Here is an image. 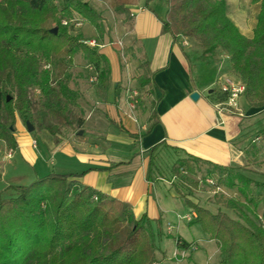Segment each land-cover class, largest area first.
I'll return each mask as SVG.
<instances>
[{
    "label": "trees",
    "instance_id": "1",
    "mask_svg": "<svg viewBox=\"0 0 264 264\" xmlns=\"http://www.w3.org/2000/svg\"><path fill=\"white\" fill-rule=\"evenodd\" d=\"M107 1L112 12L123 16L130 27L128 6L136 0ZM250 3L259 6L251 38L242 36L232 23L223 0H166L161 26L174 40L197 42L203 60H213L218 54L226 59L231 79L244 86L248 106L264 112V0ZM73 15L95 30L102 22V16L83 0H0V142L12 150L16 147V117L25 128V122H29L36 130L47 132L54 143H59V128L73 123L77 127L74 137H83L77 135L83 121L69 108L79 98L69 86L77 52L94 71L96 98L101 102L107 99L109 70L105 57L97 47L81 43L84 39L80 34L71 35L73 28L62 25ZM136 44L134 41L123 48L121 54L132 55ZM137 52L140 54L138 46ZM41 61L49 71L40 69ZM120 65L123 68L121 59ZM147 67L143 59L136 77L140 88L149 86ZM30 90L38 92L37 112L32 111ZM10 91L15 99L7 101ZM214 95L215 104L225 101L219 90L210 96ZM254 134L246 144L257 152L255 144L264 142V125ZM160 147L150 150L151 164ZM171 173L175 193L195 214L193 223L216 244L217 264H264V213L255 212L259 204L264 207V194L255 202L254 196L239 186L244 183L248 189L253 185L264 190V182L255 180L258 174L249 172L245 176L231 167L194 157L179 159ZM200 173H205V181L215 177L217 184L237 190L245 199L218 203L236 213L238 219L220 210L211 213L190 198L198 187L194 178ZM74 177L50 174L29 186L14 187L12 199L0 197V264H159L151 231L144 220L134 218L131 206L70 181ZM215 189L220 191L218 185ZM175 245L181 253L191 252L195 244L176 238Z\"/></svg>",
    "mask_w": 264,
    "mask_h": 264
},
{
    "label": "crops",
    "instance_id": "2",
    "mask_svg": "<svg viewBox=\"0 0 264 264\" xmlns=\"http://www.w3.org/2000/svg\"><path fill=\"white\" fill-rule=\"evenodd\" d=\"M146 1L136 0L128 6V11L129 36L136 41L139 55L147 62L149 86L140 88L136 80L126 79L117 49L109 42L110 34L100 25L95 30L98 40L90 41L98 45L97 51L105 57L109 89L105 102L94 93L95 110L79 115L83 121L80 130L83 137L58 135L59 143L48 137L41 151L39 146H32L33 135L17 127L15 149H9L10 158H0V180L2 167L10 160L14 161L11 166L15 173L20 166L37 169L35 179L50 174H74L76 177L70 181L129 204L134 218L144 220L153 233L155 228L159 230L168 225L167 216L171 214L166 206L181 200L173 187L171 168L175 163L194 157L220 167H235L240 162L242 148L257 132L255 124L264 112L258 113V109L248 106L242 95L238 99V111L219 113L215 108V95H210L219 90L217 81L224 74L210 81L202 80L199 72L193 77L180 38L174 40L161 26L166 7L161 8L152 0L146 4ZM223 1L228 9L227 1ZM228 17L242 36L252 37L255 23L252 28L248 27L238 12ZM102 19L104 24L103 16ZM129 86H136L143 95L135 101L138 106L126 97ZM193 93L198 95L196 101L191 99ZM110 94L113 95L111 100ZM157 145L161 147L151 164L149 152ZM168 154L173 155V160L165 174L160 166L154 167V163ZM11 186L7 184L0 189L1 198L6 199L3 195ZM192 224L193 220L189 222ZM203 239L217 250L213 241L204 235ZM190 244L198 246V242Z\"/></svg>",
    "mask_w": 264,
    "mask_h": 264
},
{
    "label": "rangeland",
    "instance_id": "3",
    "mask_svg": "<svg viewBox=\"0 0 264 264\" xmlns=\"http://www.w3.org/2000/svg\"><path fill=\"white\" fill-rule=\"evenodd\" d=\"M87 2L88 4H92V7L96 9V11L104 17L105 23L102 24V29H107L110 34V41L114 45V47L117 49V54L119 57V60L121 59L123 69L126 72V79L130 80H136V77L140 74L139 71V65L143 62V59L137 52V44L136 49L133 48V54H128L127 56H123L122 49L127 46H132L134 41L129 36V23L123 16H117L115 15L112 10L110 9L109 3L107 0H83ZM156 5H159L161 8L166 7V0H152ZM228 3V15H232L236 12L239 14V18L246 22V25L248 27H253L256 16L258 13V5H252L250 3V0H226ZM72 18H78L77 15H73ZM81 20V19H80ZM103 20V19H102ZM65 21V20H64ZM99 24V25H100ZM71 35H77L80 34L82 38L86 41H90L92 39L98 40L96 38V31L95 29L89 25L88 23H84L81 25L78 30H70ZM186 40V39H185ZM188 43V46L184 47L186 49L188 58H189V64L191 66V69L193 71V77L199 72L201 74V79L204 81H210L215 78L219 74H224L223 77L226 78H233L232 72L230 71L229 63L226 59L220 57V55H215L213 60H203L201 58V49L197 42L186 40ZM121 44V46L119 45ZM82 54L80 52H77L73 57L74 62V68L71 70V80L69 82V86H71L72 90L77 94L79 97L78 100L75 101V104L71 105L70 113H73L74 115H81L82 113L87 111L95 110V107L97 106L96 98H94V90L93 85L90 83L89 79L92 76V71L87 67L88 64L83 60L81 57ZM45 63L41 61L40 63V69L41 70H48L49 67L44 65ZM126 95L128 94L131 96L132 103L134 106H138L137 101H139L143 95L141 92L137 89V87L129 86L126 90ZM135 93V94H134ZM38 92L30 90L29 91V99L32 106V111L37 112L39 107V102L37 99ZM7 97H11V99H15L14 92H9ZM108 98L110 100L113 98V95H108ZM136 101V102H135ZM262 109H258V113H261ZM21 123V124H20ZM20 125V126H19ZM257 130H259L262 125H264V114L259 117L257 123L255 124ZM17 127L21 128V131L27 132L24 124L19 120L18 117H16L15 125H14V137L18 134ZM76 125H70V126H63L59 128V135L61 137H69V138H75L74 133L76 132ZM113 131V129H112ZM28 133V132H27ZM29 135H33L35 141L33 143L35 144L34 147L37 148L39 146V150H44L45 145V139L50 138L51 135H49L47 132H42L36 130L34 128L33 133H28ZM32 143V146H33ZM121 148V147H120ZM257 152H254L252 148L248 144H246L242 149V155L240 158V162L238 165L233 167L232 169L235 172H240L241 174H244L245 176H248L249 172H254L258 174L256 176V182L262 183L264 182V175L260 176L261 174H264V142H257L254 147ZM10 148L5 145V143L0 142V158H4ZM123 148H121L122 150ZM173 160V155L168 154L165 155V157L162 159V161H155L154 167L158 168L161 167L162 171H164L165 174H167V168L171 167V163ZM11 163V164H10ZM12 164H14L13 160H10L6 165L2 167V177L0 180V189L7 186V184H11V188L7 190L5 193L4 198H14V187L18 186H29L31 183H33L35 179V171L37 169H30L26 166H20L18 172H13ZM18 164V161H17ZM1 165V164H0ZM21 165V164H18ZM205 173H200L198 177L194 178V181L198 183V187L196 191L192 190L191 199L193 201L197 200L199 201V205L201 207L206 208L211 213H216L218 210L221 212H225L231 217L232 219H238V215L236 213L226 211L221 205H218L219 201L224 199H235L240 202H246L245 199L239 195L237 190H229L225 188L222 184H217L216 178L212 177L213 185H218L220 188V191H217L215 189V186L208 185L205 181ZM13 178V179H12ZM237 183V182H236ZM238 184V183H237ZM239 186L243 187L248 195L251 197L254 196V201L257 202L260 200V197L262 194H264V190L258 188H254L253 185L249 186V189L246 187L244 183H239ZM163 189V187H162ZM168 189V188H167ZM191 191V190H190ZM252 192V193H251ZM197 198V199H195ZM177 202L171 205H167V212L171 215L167 216L168 225L171 227L170 232H167V226L163 225L159 230L154 229L153 233L151 232L152 236V242L155 249V260L159 264H165L162 261H166L168 264H217L218 263V252L213 244L205 243L203 239V233L198 224H192L189 225V222H186L185 220L178 221L179 218L185 216L186 214H190L192 212V209L189 206H186L182 200H176ZM248 203V202H247ZM249 204V203H248ZM257 204V203H256ZM258 205V204H257ZM251 208L252 206L249 205ZM257 214L264 213V207H262L261 204L258 205L257 210H255ZM179 214V215H178ZM179 237L182 238L185 242L188 244L193 242H198V246L195 247L194 251H189L186 253L180 254V252L176 251L175 247V239ZM177 255V256H175ZM182 255V258H181Z\"/></svg>",
    "mask_w": 264,
    "mask_h": 264
},
{
    "label": "built area",
    "instance_id": "4",
    "mask_svg": "<svg viewBox=\"0 0 264 264\" xmlns=\"http://www.w3.org/2000/svg\"><path fill=\"white\" fill-rule=\"evenodd\" d=\"M62 25L66 26V27H71V28H73V30H75V29L78 30V28L81 27L82 22L78 18H72L69 21H63ZM81 43H84L85 45H88L89 47H92V48L98 47V45L94 41L89 42V41L84 40ZM119 45L121 46L120 43H119ZM181 45L183 47H186V46H188V43L184 39V40H181ZM121 50H122V47H121ZM88 68L90 69V71H92V76L89 79L90 83L91 84L96 83V76L94 74V71L92 70V68H90V66H88ZM217 84L219 87V91L226 96L224 102L219 103L218 105L215 104V108L217 109V111L219 113H222V112L233 113V112L238 111V99L244 93V86L241 83H239L233 79L226 78V77H220L219 80L217 81ZM126 97H128V99L131 101L133 100L131 98V96H129L128 94ZM34 145L35 144L33 143V147H34ZM10 156H11V154L8 153L5 157L10 158ZM206 183L208 185H213V181L210 179H206ZM194 218H195V214L190 213V214H187V215L181 217L180 219L185 220L186 222H190ZM170 230H171V227L168 225L167 226V232L169 233ZM195 247H196L195 245L191 246V251H194ZM183 253H186V252H181L180 254L183 255ZM182 255H181V258H182ZM175 256H177V255H175Z\"/></svg>",
    "mask_w": 264,
    "mask_h": 264
},
{
    "label": "water",
    "instance_id": "5",
    "mask_svg": "<svg viewBox=\"0 0 264 264\" xmlns=\"http://www.w3.org/2000/svg\"><path fill=\"white\" fill-rule=\"evenodd\" d=\"M53 31L51 32L52 34H55L56 33V30L55 29H52ZM210 93H211V91H209ZM191 99L193 100V101H196L197 99H198V95H197V93H193L192 95H191ZM8 100H10V97H7V101ZM25 126H26V131L28 132V133H33V131H34V127L29 123V122H25ZM77 135L78 136H81L82 135V131H79L78 133H77Z\"/></svg>",
    "mask_w": 264,
    "mask_h": 264
}]
</instances>
